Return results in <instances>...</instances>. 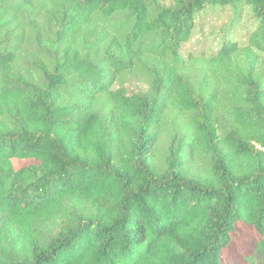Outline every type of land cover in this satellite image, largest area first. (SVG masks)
I'll return each mask as SVG.
<instances>
[{"label":"trees","instance_id":"trees-1","mask_svg":"<svg viewBox=\"0 0 264 264\" xmlns=\"http://www.w3.org/2000/svg\"><path fill=\"white\" fill-rule=\"evenodd\" d=\"M49 1L61 55L40 79L16 72L0 40V264H225L238 223L257 234L245 264H264V0ZM243 3L257 21L246 41L182 55L207 5ZM114 17L122 32L105 55H82L76 37ZM146 56L147 90L112 88ZM67 91L83 101L64 102ZM104 93L110 108H91ZM170 111L189 124L159 167ZM186 154L207 155L210 172L189 170Z\"/></svg>","mask_w":264,"mask_h":264},{"label":"rangeland","instance_id":"rangeland-1","mask_svg":"<svg viewBox=\"0 0 264 264\" xmlns=\"http://www.w3.org/2000/svg\"><path fill=\"white\" fill-rule=\"evenodd\" d=\"M159 2L165 6L173 4V0H160ZM49 7V0H34L31 3L6 6L0 10L1 44L16 51V59L12 62L13 69L18 73L37 79L43 76L40 68L41 62H45L53 68L56 57L61 55L56 50L54 34L56 24L47 15ZM117 20V17L105 21L102 18H97L90 26H86L75 39V46L79 48L82 55L91 59H101L108 50L111 41L114 38L118 39L121 35L122 31L115 26ZM256 23L257 21L252 17L250 6L245 3H243L240 12L235 11L231 5L209 4L197 14L191 38L182 44L181 53L186 58L190 53L208 55L219 48L224 37L244 42ZM154 59L152 56L139 58L135 66L116 76L112 88L121 87L128 93L147 90L150 78L146 65L151 64ZM78 100H82L79 94L68 91L63 98L64 102ZM112 104L109 94L104 93L97 98L91 108L106 112ZM188 124L187 113L170 111L156 127L157 142L153 161L159 167L163 166L174 130H182ZM33 160L35 159L14 157L13 163L19 167ZM186 160L189 170L201 175L210 172V159L207 155L186 154ZM256 235L251 226L238 223L230 244L223 250V262L225 264H245L246 261L240 253Z\"/></svg>","mask_w":264,"mask_h":264}]
</instances>
